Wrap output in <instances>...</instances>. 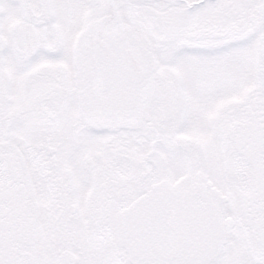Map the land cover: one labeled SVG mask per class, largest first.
I'll use <instances>...</instances> for the list:
<instances>
[{"label":"snow or ice","instance_id":"6c2138e0","mask_svg":"<svg viewBox=\"0 0 264 264\" xmlns=\"http://www.w3.org/2000/svg\"><path fill=\"white\" fill-rule=\"evenodd\" d=\"M0 264H264V0H0Z\"/></svg>","mask_w":264,"mask_h":264}]
</instances>
